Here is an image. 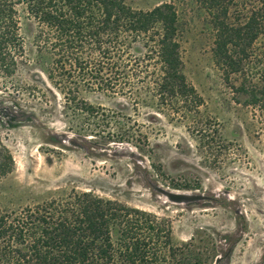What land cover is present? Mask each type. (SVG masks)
Here are the masks:
<instances>
[{
	"label": "rangeland",
	"instance_id": "obj_1",
	"mask_svg": "<svg viewBox=\"0 0 264 264\" xmlns=\"http://www.w3.org/2000/svg\"><path fill=\"white\" fill-rule=\"evenodd\" d=\"M164 3L178 11L184 73L204 99L198 123L100 92L86 95L95 117L67 111L41 68L26 64L36 59L26 49L12 76L0 71V130L16 164L0 176V210L93 191L168 218L173 241L194 238L211 264H264V131L235 78L217 66L212 25L196 0L132 5ZM119 134L130 141L109 140ZM170 192L187 200L172 201Z\"/></svg>",
	"mask_w": 264,
	"mask_h": 264
},
{
	"label": "trees",
	"instance_id": "obj_2",
	"mask_svg": "<svg viewBox=\"0 0 264 264\" xmlns=\"http://www.w3.org/2000/svg\"><path fill=\"white\" fill-rule=\"evenodd\" d=\"M133 1L0 0V71L12 76L27 49L36 59L26 64L41 68L67 111L95 117L86 95L100 92L195 125L204 99L184 73L178 11ZM196 2L212 25L217 66L264 131V0ZM15 165L0 130V176ZM210 255L194 238L176 244L168 218L93 191L0 210V264H211Z\"/></svg>",
	"mask_w": 264,
	"mask_h": 264
},
{
	"label": "water",
	"instance_id": "obj_3",
	"mask_svg": "<svg viewBox=\"0 0 264 264\" xmlns=\"http://www.w3.org/2000/svg\"><path fill=\"white\" fill-rule=\"evenodd\" d=\"M168 197L170 198V200L176 201V202H181L183 200H187V196L175 194V193H171V192L168 193Z\"/></svg>",
	"mask_w": 264,
	"mask_h": 264
}]
</instances>
